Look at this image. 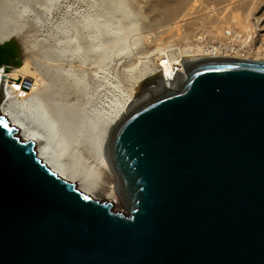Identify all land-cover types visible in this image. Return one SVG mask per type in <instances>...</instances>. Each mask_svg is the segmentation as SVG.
Instances as JSON below:
<instances>
[{
  "label": "water",
  "instance_id": "95a60500",
  "mask_svg": "<svg viewBox=\"0 0 264 264\" xmlns=\"http://www.w3.org/2000/svg\"><path fill=\"white\" fill-rule=\"evenodd\" d=\"M18 52L1 45L0 65ZM186 74L114 124L102 156L122 213L53 173L0 113V264H264V62Z\"/></svg>",
  "mask_w": 264,
  "mask_h": 264
},
{
  "label": "rangeland",
  "instance_id": "374dc122",
  "mask_svg": "<svg viewBox=\"0 0 264 264\" xmlns=\"http://www.w3.org/2000/svg\"><path fill=\"white\" fill-rule=\"evenodd\" d=\"M3 1L5 3V0ZM11 1L14 2L16 11L24 14L19 24L15 26L18 34L14 43L19 52L17 60L14 61L18 63L10 64L11 67L21 66L25 58L29 57L32 58L30 61H35L31 64L33 68L37 64L35 68L37 67L38 70L43 68L46 72L48 66L47 72H49V68L53 65L51 73L57 75L58 79L65 81L66 88L70 89L69 92L67 89L65 92L67 98L69 96L67 102L68 104L71 102L70 105L73 104L71 106L76 107L78 111H108L113 101L123 102L134 93L143 92V90L145 92L150 85L149 82L154 80L158 74L155 68L156 53L159 50H164L162 53L165 54V51L173 46L191 47L201 35L208 37L211 41H216L227 29L233 27L241 31L250 29V59H256V51L258 50L264 53V0H234L237 2L235 4L232 2L233 10L231 8L228 11L231 14H228L233 15L238 23L232 22L235 24L223 27L215 36L205 34V31L208 32L209 28L212 27L213 22L212 16L209 18L207 13L210 11L214 13L218 11L216 14L224 13L222 0H195L196 4L202 6L203 10L200 12L198 10L195 14L192 13L193 15L182 14L177 28L171 27L172 29H168L165 24L163 25L164 20H168L171 13L179 8L185 7L188 0ZM120 9L123 12L120 14L121 16L114 20L110 16V19L112 24L118 25L120 23L121 27L125 29L126 50L113 49L114 43L109 41L106 48L107 55L104 58L99 56L93 45L89 44L88 32L82 30L81 24L86 18L94 20L100 16L111 15V11ZM181 25L183 26L181 27ZM72 27H78L81 29L80 32L82 31L79 36L80 49L73 43L72 34V41L67 38V30ZM179 28L184 30L180 31ZM193 31L196 33L193 34ZM176 32H180L181 35L188 34L185 35L186 37L183 36V40L181 38L179 41L177 40L178 42L175 41L176 43L165 45L168 40L167 37L170 34H176ZM148 34L150 37L152 35V38L147 37ZM157 38L161 43H157ZM61 41H63V45L60 44ZM156 43L161 45L157 46ZM49 49H51V53L57 49L64 55L59 58L60 60L58 59L59 61L55 59L53 64L46 63L45 60L49 57H42L39 54L45 55L43 52L46 53ZM31 55H35V60L34 56ZM259 58L264 61V55L259 56ZM39 59L43 61L40 62ZM49 61L52 62L51 59ZM55 63L58 64L54 65ZM39 64L43 67L40 68ZM2 66L3 64L0 65V67ZM40 71L44 74L46 82H49L51 77L46 75L43 70ZM47 77L50 78L47 79ZM42 146H47L65 168L74 171L78 176L87 177L99 185L108 182L105 176L96 171L95 160L90 157L87 150H84L83 145H79L76 150L75 145L62 142L54 135L43 134ZM112 182L115 185L113 176ZM110 195V192L106 194L108 197ZM94 199L100 201L102 197L94 195ZM115 201L114 212L122 213L123 206L118 196L115 197Z\"/></svg>",
  "mask_w": 264,
  "mask_h": 264
},
{
  "label": "bare ground",
  "instance_id": "6f19581e",
  "mask_svg": "<svg viewBox=\"0 0 264 264\" xmlns=\"http://www.w3.org/2000/svg\"><path fill=\"white\" fill-rule=\"evenodd\" d=\"M232 2H234L235 4L237 1L235 2L234 0H222V4L224 5L222 7V10H224V13L222 12L223 14H216V12L218 13V11H215V13L211 11L207 13L205 11L207 14H209V18L210 16H212L213 19L212 27L209 28L208 32L205 31V34L215 36L221 31V29H223V27L232 24V22L238 23L237 19H234L233 15L228 14L230 13L228 11L231 8L233 10L234 7ZM16 10L17 9L13 1L5 0L4 3V1L2 2V0H0V46L12 41V43H14L15 39L17 38L18 30L15 28V26L19 24L24 14H21ZM198 10L199 12L200 10H203L202 6L196 4L195 0H188L187 3H185V7L179 8L175 12L171 13V16L168 18V20H164L165 23H163V25L165 24L168 29H172L171 27L177 28L182 14L191 15L192 13L195 14ZM121 13H123L121 9L111 11V15H106L104 17L100 16L94 20L86 18L82 22L81 28L83 31L88 32L87 38L90 41L89 44L95 47V50L99 53V56H103L104 58H106V48L109 41L114 43V47H112L113 49L119 48L123 51L126 50V37L124 36L125 29L121 27L120 23H118V25L112 24V20L119 18L121 16ZM110 16L113 18L112 20L110 19ZM12 20H14L13 24ZM234 24L235 23H233L232 25ZM183 25H181V27ZM80 30L81 29H79L78 27H72L67 30V33L69 34H67L68 40L72 41V34L73 43L77 45L79 49L81 47L79 36L82 32H80ZM182 30L184 29H180V31ZM227 30H231L234 34L236 33V36L240 38H243V36L245 35L251 34L250 29L247 31H241L240 29H236L235 27H233ZM227 30L222 32L219 39L224 37V33ZM194 31L193 34L196 33H194ZM179 33L180 32H176V34H170L167 37L168 40L165 45H171L173 44V42L177 40L179 41L181 38L183 40V36L188 34L186 33L184 35H181V33ZM148 35L147 37H150V34ZM150 38H152V35ZM159 42L160 40H158L157 43ZM61 43L63 45V41H61L60 44ZM159 45L161 44H157V46ZM187 48L186 50L190 49ZM162 52H164V50H159L156 53V66H158L160 63V57L164 55ZM43 53L45 55H43L42 53L39 55H42V57H49L46 60L44 57L45 62L47 61L46 63L49 64H53V61H56L55 59L59 61V58L63 57L64 55V53L60 52L57 49L52 53L51 49L46 51V53L45 51ZM263 55L264 53L259 51L256 59H253V61L264 62L259 58V56ZM33 56L35 60L36 57L35 55ZM49 59H51L52 62H48ZM30 60H32V58H25V60L22 62V65H17L16 68L11 67V65L18 62L12 60L11 65H3L2 67H0L1 115L7 118L10 124L18 130V137L22 141L33 142L35 144V150L39 159L53 173H55L61 179L75 184L80 192L93 199L94 195H98L100 198L102 197V199H100L101 202L112 203L114 208L116 203L115 197L118 196L116 192V185H114L112 182V176L114 178V175L107 164L106 156L102 155L104 153L116 120H122L124 114L146 102L147 100L155 97L156 95L162 93L166 89H169L173 92L176 91V89L169 87L164 77L157 74V78L155 77L154 80L149 82L150 85L146 88L145 92L143 90V92L140 91L142 93L139 92L140 94L134 93L123 102H120L118 100L113 101L108 111H78L76 107L71 106L73 104L70 105L71 102L69 104L67 102V100H69V96L67 98V93H65L68 90L66 88L67 85L65 86V81L58 79L57 75L51 73L53 65L51 66L52 68H49V72H47V66L45 72V70L42 68L43 65H41V67L39 64L40 68H42L39 70L37 67V69L35 68L37 64L33 68L31 64L35 61ZM58 63H55L54 65ZM40 70H43L46 75L51 77L49 81L51 83L46 82V78ZM50 77H47V79H49ZM69 90L67 92H69ZM43 134L54 135L62 142H66L69 145H75L74 148L76 150L79 145H83L84 150H87L90 154V157L95 160V164L97 165L96 171L99 174L105 176V178L108 179V182L99 185L98 183L93 182L87 177H80L74 171L65 168L62 163L50 152V149L47 146H42ZM108 192L111 193L109 197L106 196Z\"/></svg>",
  "mask_w": 264,
  "mask_h": 264
},
{
  "label": "built area",
  "instance_id": "2783aa9c",
  "mask_svg": "<svg viewBox=\"0 0 264 264\" xmlns=\"http://www.w3.org/2000/svg\"><path fill=\"white\" fill-rule=\"evenodd\" d=\"M224 34L223 38L216 41H211L208 37L201 35L194 42V45L188 47L189 50L181 46L168 48L165 54L160 57L159 65L156 66L158 74L167 81L173 80L176 71H179L185 75V83L187 81L186 70L195 64L211 59H250L251 34L245 35L243 38L236 36V33L234 34L231 30H227ZM259 51H256V53L258 54Z\"/></svg>",
  "mask_w": 264,
  "mask_h": 264
}]
</instances>
